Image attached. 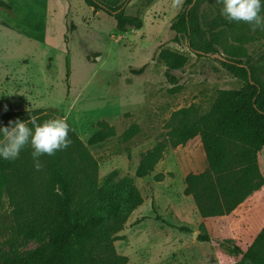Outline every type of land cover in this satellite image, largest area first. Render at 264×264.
I'll use <instances>...</instances> for the list:
<instances>
[{"label":"rangeland","instance_id":"obj_1","mask_svg":"<svg viewBox=\"0 0 264 264\" xmlns=\"http://www.w3.org/2000/svg\"><path fill=\"white\" fill-rule=\"evenodd\" d=\"M3 1L11 9L0 7V113L4 105L7 112L42 109L45 121L65 119L71 125L98 162V181L106 197L97 210L118 230L115 248L128 258L127 264L238 262L264 228V184L224 216L222 225L214 223L210 240L201 242L199 223L191 225L200 220L198 209L184 193L186 175L201 172L192 164L199 140L172 147L169 139L180 123L172 118L175 111L190 107L186 119L199 117L210 110L219 91L243 86L221 59H240L264 84V30H253L246 22L219 28L214 34L219 53L198 57L184 35L173 42L175 33L169 29L187 9L185 0H131L126 13L139 15L143 26L126 33L116 29L113 17L94 13L84 0ZM221 8L218 0H202L198 12L203 25L222 16ZM163 48L187 57L182 69L171 72L179 80L174 93L159 58ZM144 65L143 74L131 73V68ZM100 121L112 126L115 135L90 145ZM132 124L139 125V132L125 140L123 133ZM157 146L162 157L149 175L138 177L142 160ZM57 159L63 160L62 149L48 161ZM258 163L264 177V148ZM130 185L143 198L132 211ZM48 240L15 232L12 208L3 193L0 264L20 262Z\"/></svg>","mask_w":264,"mask_h":264},{"label":"trees","instance_id":"obj_2","mask_svg":"<svg viewBox=\"0 0 264 264\" xmlns=\"http://www.w3.org/2000/svg\"><path fill=\"white\" fill-rule=\"evenodd\" d=\"M130 1L84 0V3L94 13L103 11L113 17L116 29L126 33L143 26L139 15L126 13ZM201 2L185 0L187 9L178 14L169 27L175 33L172 41L179 43V36L184 35L188 47L198 57L218 54L216 30L240 23L229 22L218 15L204 23V28L198 12ZM0 7L11 9V5L3 0H0ZM159 58L165 63V77L173 86L170 92L179 91L178 77L171 72L182 69L187 57L163 48ZM220 63L243 86L219 91L210 110L199 117L186 119L190 107L175 111L172 118L179 119L180 123L170 131L169 139L172 147H178L196 136L201 138L208 168L186 176L184 193L192 196L203 218L229 215L264 184L258 163L259 153L264 148V84L258 81L253 67L244 65L236 57L221 59ZM145 69L146 65L131 68V73L141 75ZM43 111L3 112L0 113V124L7 126L9 120L18 118L31 127L30 116H35L37 123L45 121L40 115ZM68 125L71 143L62 149L63 160L51 163L49 155H42L39 159L41 167L37 170L30 145H26L15 160L0 159V207L5 193L12 208L15 232L27 239L49 237L48 242L26 259L14 264H127L128 258L115 248L118 230L114 225H108L105 216L97 210L98 203L106 197V191L98 181V162ZM98 125L100 129L88 140L90 145L115 135V129L108 123L100 121ZM138 132L139 125L132 124L123 133V138L130 140ZM161 157V147L149 151L137 176L149 175ZM127 199L130 211L143 203L134 185L128 187ZM111 205L115 209V205ZM199 229L203 234L198 235V240L209 241L203 222ZM234 264H264V228Z\"/></svg>","mask_w":264,"mask_h":264},{"label":"clouds","instance_id":"obj_3","mask_svg":"<svg viewBox=\"0 0 264 264\" xmlns=\"http://www.w3.org/2000/svg\"><path fill=\"white\" fill-rule=\"evenodd\" d=\"M222 4L221 15L229 22H246L253 30H264V15L261 14L264 0H218ZM3 111H8L4 105ZM31 127L25 121L9 120L8 125L0 124V159L15 160L21 150L30 145L34 167L39 170V157L54 155L57 150L66 148L71 140L70 128L64 119H49L37 123L35 116H30Z\"/></svg>","mask_w":264,"mask_h":264},{"label":"crops","instance_id":"obj_4","mask_svg":"<svg viewBox=\"0 0 264 264\" xmlns=\"http://www.w3.org/2000/svg\"><path fill=\"white\" fill-rule=\"evenodd\" d=\"M193 140H199V141H195V145H196L195 148L197 150V155L195 157H192V159H193L192 164H193V166L199 168L201 172H203L208 168V163H207L206 155L204 152L203 144H202L200 136H196L195 138L189 140V142H192ZM198 173H200V172H198ZM199 218H200L199 221H195L191 225L195 226L198 223L200 224L201 222H203L205 227H206V230H207L209 237H211L210 234L212 233V225L214 223H218V224L221 223V225H222L224 216L203 218V217H201V215L199 213ZM247 222H248L247 226H250L252 224V221L248 220Z\"/></svg>","mask_w":264,"mask_h":264}]
</instances>
